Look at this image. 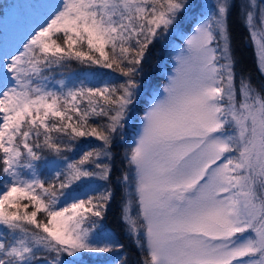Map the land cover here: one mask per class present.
I'll list each match as a JSON object with an SVG mask.
<instances>
[{
	"label": "snow or ice",
	"instance_id": "snow-or-ice-1",
	"mask_svg": "<svg viewBox=\"0 0 264 264\" xmlns=\"http://www.w3.org/2000/svg\"><path fill=\"white\" fill-rule=\"evenodd\" d=\"M49 7L22 50L0 55V264H83L84 254L133 264L125 245L104 232L114 191L74 193L94 178L111 183L114 146L141 111L149 46L176 31L194 5L62 0ZM234 9L264 73V0H216L179 50L162 93L153 91L125 153L128 170L118 182L133 193L120 220L143 254L136 264H264V83L237 68ZM73 62L124 79H49ZM86 137L103 143L83 146Z\"/></svg>",
	"mask_w": 264,
	"mask_h": 264
},
{
	"label": "trees",
	"instance_id": "trees-1",
	"mask_svg": "<svg viewBox=\"0 0 264 264\" xmlns=\"http://www.w3.org/2000/svg\"><path fill=\"white\" fill-rule=\"evenodd\" d=\"M197 1L198 0H191L194 6L197 4ZM203 15L204 13L201 11V5L198 4L192 16L188 17L187 14L176 31L168 34L159 42H155L153 45L149 46V52L146 54L147 63L144 66L145 70L141 76V83L143 85V92L141 94V111L139 112L138 117L130 122L126 129L124 138L127 139V142L120 144L118 143L119 141H117L114 146L111 183L109 184L106 181L94 178L90 181L81 183L76 193H74L81 196L85 193L99 196V194L104 192L106 188H110L114 191V198L109 205L106 219L103 221L104 232L117 237L120 243L125 245V252L133 264H136L137 261L142 259L143 254L135 247L133 241L124 234L120 220L123 205L128 198L126 197L128 189H132L118 182L121 174L128 170L125 153H128L132 148L131 141L138 133L143 112L149 107L150 102L153 101V91H160L167 80V75L171 70L172 65L171 60L173 48L176 47V45L183 43V38L194 29L193 27L198 17ZM229 25L231 30V46L234 56L238 61V70L243 71L246 75L250 76L255 84L264 83V78H262L260 70L257 68L255 47L249 38V31L242 22L238 9H234L231 12ZM49 79L53 83L59 80H64L66 83H69V85L78 84L80 81H83L87 85L90 82L98 83L101 79L122 82L124 78L108 69H101L98 66L88 67L87 65L73 62L68 67L58 68L51 71ZM102 143V141H99L94 137L81 138L80 140L81 145L88 147H99ZM78 155V153L70 154V158L76 159L78 158ZM41 170L44 172L45 176L49 174V171L45 170L44 166L41 167ZM42 216L43 213L41 212L38 214L37 219L39 220ZM81 259L83 264H106V262L112 260V257L84 254Z\"/></svg>",
	"mask_w": 264,
	"mask_h": 264
},
{
	"label": "rangeland",
	"instance_id": "rangeland-1",
	"mask_svg": "<svg viewBox=\"0 0 264 264\" xmlns=\"http://www.w3.org/2000/svg\"><path fill=\"white\" fill-rule=\"evenodd\" d=\"M62 0H0V55L3 54L4 51H8L9 53L15 54L17 49L22 50V46L24 42H27V39L30 38V35L38 30L40 25L45 23V20L49 18L52 9L49 7L53 4H60ZM216 3V0H198L197 4L194 6L193 10L188 13V17H191L193 12L198 4L201 5V11H203L204 15L207 16L209 12V6ZM202 19V16L198 17L196 23L194 25V29L197 26V23ZM194 29L183 38V43L176 45V47L172 50V65L171 70L167 75L173 74V70L177 66L176 56L179 53V50L185 47L186 38L190 37ZM255 57H257V53L255 50ZM5 60H8L9 57L4 56ZM257 68L258 66V58H257ZM260 74L262 78H264V73ZM167 80L165 83H167ZM163 87L160 89L162 93ZM150 102L149 107L151 106ZM143 116V115H142ZM138 133L136 137L131 141L132 148L135 146V141L139 138V134L142 130V120L139 125ZM127 142V139L123 138L118 143L124 144ZM117 143V142H116ZM131 144V143H130ZM133 193V189H128L127 192V200Z\"/></svg>",
	"mask_w": 264,
	"mask_h": 264
}]
</instances>
